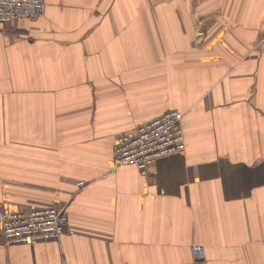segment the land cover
Masks as SVG:
<instances>
[{
	"label": "crops",
	"instance_id": "1",
	"mask_svg": "<svg viewBox=\"0 0 264 264\" xmlns=\"http://www.w3.org/2000/svg\"><path fill=\"white\" fill-rule=\"evenodd\" d=\"M44 2L0 23V208L67 223L0 264H264V0ZM169 109L184 148L114 167Z\"/></svg>",
	"mask_w": 264,
	"mask_h": 264
},
{
	"label": "built area",
	"instance_id": "2",
	"mask_svg": "<svg viewBox=\"0 0 264 264\" xmlns=\"http://www.w3.org/2000/svg\"><path fill=\"white\" fill-rule=\"evenodd\" d=\"M44 8V0H0V23L36 18L43 14ZM182 116L181 111L169 109L121 134L113 146V166H133L146 173L159 156L182 150ZM82 184L83 181L77 182L79 186ZM66 223L64 207L0 208V237L7 245L58 240L65 232ZM191 256L195 261L202 260L203 245H192Z\"/></svg>",
	"mask_w": 264,
	"mask_h": 264
}]
</instances>
